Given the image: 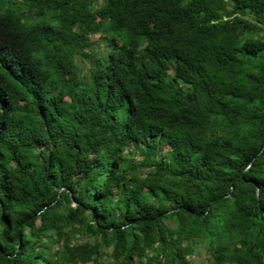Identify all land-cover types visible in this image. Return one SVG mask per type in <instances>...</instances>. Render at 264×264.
Here are the masks:
<instances>
[{"label":"trees","instance_id":"16d2710c","mask_svg":"<svg viewBox=\"0 0 264 264\" xmlns=\"http://www.w3.org/2000/svg\"><path fill=\"white\" fill-rule=\"evenodd\" d=\"M0 264H264V0H0Z\"/></svg>","mask_w":264,"mask_h":264},{"label":"rangeland","instance_id":"374dc122","mask_svg":"<svg viewBox=\"0 0 264 264\" xmlns=\"http://www.w3.org/2000/svg\"><path fill=\"white\" fill-rule=\"evenodd\" d=\"M100 34H96L93 35L92 40H93V44L90 48H87V55L84 56L82 58V70L83 73L85 75H87L89 73V70L91 68L92 65V61L95 57H99L102 55V53L105 52V50L108 48L109 49V45L106 41L102 40L100 38ZM140 151L136 152L135 154H133L132 157H134V160H140L141 159V155H140ZM198 258V257H197Z\"/></svg>","mask_w":264,"mask_h":264}]
</instances>
